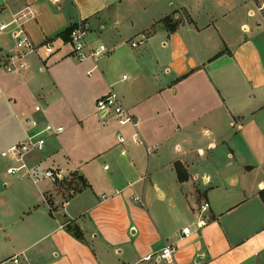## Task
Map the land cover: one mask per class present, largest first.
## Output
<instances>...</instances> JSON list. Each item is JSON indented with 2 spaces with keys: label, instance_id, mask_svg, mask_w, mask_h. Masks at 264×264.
<instances>
[{
  "label": "crops",
  "instance_id": "crops-1",
  "mask_svg": "<svg viewBox=\"0 0 264 264\" xmlns=\"http://www.w3.org/2000/svg\"><path fill=\"white\" fill-rule=\"evenodd\" d=\"M124 1L125 12L113 9ZM22 9L25 17L0 30V99L20 128L12 139L26 137L22 117L35 114L36 102L43 101L39 116L66 132L73 124L48 111L54 95L66 99L67 111L68 100L93 92V84L99 87L95 100L113 84L144 143L133 142L131 125L100 115L98 124L83 128L90 137L86 148L74 137L61 141L64 132L50 137L43 152L28 156L30 167L40 175L73 171L84 184L64 197L50 180L18 174L32 180L39 203H27L18 215L7 201L0 204V261L20 254L22 264H60L51 236L70 222L88 238L114 244L120 232L126 237L130 231L135 240L143 235L146 253L135 257L128 247L131 261L117 264H169L143 260L167 242L177 244L175 264H264V51L257 42L264 0H0V23ZM165 17L178 24L175 31H168ZM80 21L90 27L91 44L110 50L97 62H79L59 36ZM20 28L35 44L51 40L56 52L26 55V66L9 72L4 67L16 56ZM117 67L118 77L112 75ZM82 74L89 83L81 84ZM74 124L78 134L82 126ZM117 130L127 137L123 144ZM176 162L187 180H179ZM148 196L165 206L145 212ZM205 202L209 207L202 210ZM136 216L143 218L142 233ZM187 226L192 232L182 236Z\"/></svg>",
  "mask_w": 264,
  "mask_h": 264
},
{
  "label": "rangeland",
  "instance_id": "rangeland-1",
  "mask_svg": "<svg viewBox=\"0 0 264 264\" xmlns=\"http://www.w3.org/2000/svg\"><path fill=\"white\" fill-rule=\"evenodd\" d=\"M128 2L124 1L123 3H117L115 2L113 9L120 7L121 12H125L127 10ZM132 5V4H130ZM132 6L138 7V3L133 4ZM122 27V26H121ZM112 35H117L116 29H112L111 31ZM51 41V40H50ZM258 44L264 51V32L261 33L257 40ZM126 49V48H124ZM80 62V61H79ZM121 74V68L117 67L113 70L112 75H115L118 77V75ZM89 78V77H87ZM86 76H81V84H87L89 83L90 79H87ZM96 87H98L97 84H93L94 91L88 92L82 97H73L71 100H68V102L71 103V105H68L67 111L63 110L64 103L66 102V99L59 97L58 95H54V97L50 101L49 106V113L57 120H61L69 124H73L74 127H68L66 132H64L59 139L62 141L63 138H75L70 139L74 141L75 145L79 147V149L86 148L90 144V137H85L83 135L84 129L86 126H92L95 124H98V112L96 109V97L97 92H99ZM99 88V87H98ZM29 98L25 100V105H27L29 102ZM47 100V99H46ZM36 101V100H35ZM43 103V101H41ZM45 102V100H44ZM19 103V102H18ZM52 111L54 113H52ZM14 113H12V110L9 109V107L6 106V104L3 101V98L0 99V152L3 148L7 147L6 145H9V143L16 141L17 139H12L13 137H17L20 132V128L16 122L15 117L13 116ZM82 119V120H81ZM78 123L79 126H82L77 130L78 134L73 130L75 128V124ZM70 128V129H69ZM69 140V141H70ZM37 154V153H36ZM34 158H38V156H34ZM10 164L9 159L3 158L0 156V204L2 202L9 203L16 215L21 213L27 203L32 202H38V194L37 188L33 184L32 180L30 178H20L17 175H7L6 166ZM63 179L58 183H52L55 188L58 189V191L63 194L64 197H67L72 189H80L84 182L79 177L76 172H65ZM8 182V185L5 187L4 182ZM33 186L34 189L27 190ZM30 191V192H29ZM161 200V199H159ZM159 200L154 199L152 196H148L147 199V206L142 207V209L148 210L150 209H162L165 204L160 203ZM49 201V200H48ZM39 203V202H38ZM60 204V203H58ZM51 205V204H50ZM59 206V205H57ZM56 206V207H57ZM53 209H59L60 207H55L54 202L51 206ZM51 208V209H52ZM149 212V211H148ZM147 212V213H148ZM138 226L142 233V223L143 218L141 216H136V220L134 221ZM181 223V221H179ZM72 223H66L64 226H69ZM31 225L29 226V228ZM33 227H31L32 229ZM81 228V227H80ZM39 226L36 227V235L39 234L37 231H39ZM82 230V233L84 234V238L80 239L77 238L76 235L70 230L61 229V232L63 233H55L51 236V241L54 243V245L59 249H56L54 253L60 254L59 260H61L60 264H117L118 261L128 263L131 260L129 259V253H128V247H131L134 249V251L131 249L133 256H142L145 251V247L147 245L146 241L141 248L144 240V236L141 235L137 240L135 238L133 239L132 234L129 231V236H124L123 233L120 232V234L117 236L119 240L121 241L119 244H114L112 240L106 239L104 237H99L94 240L92 238H88V236L85 234V230ZM129 230V229H128ZM135 245V246H134ZM87 247L89 251L91 252V255L85 254L82 248ZM117 249L121 250L119 253Z\"/></svg>",
  "mask_w": 264,
  "mask_h": 264
},
{
  "label": "built area",
  "instance_id": "built-area-1",
  "mask_svg": "<svg viewBox=\"0 0 264 264\" xmlns=\"http://www.w3.org/2000/svg\"><path fill=\"white\" fill-rule=\"evenodd\" d=\"M51 1L54 3H60L62 0ZM24 11L26 10L22 9L15 13L12 20L9 22L2 21L0 23V30L6 29L9 25L17 23L20 19L25 17L27 13ZM19 30L20 34L17 35L16 38V45L18 48L16 56L9 58L8 63L4 67L9 72L24 68L26 64L25 61H23V58L26 55L43 51L45 56L49 57L56 52V48L52 41L48 40L41 44H35L28 35L23 33V29L20 28ZM89 30V25L84 21H80L73 27L70 33L69 44L72 48L71 53L80 62L85 60H93L97 62L110 51L105 43L91 44L88 40ZM131 44L132 46H137L138 42L133 40ZM127 78L128 76L124 74L123 79L125 80ZM96 109L100 117H112L120 127H124L128 124L131 125L134 128L132 136L133 142L137 145L144 143L138 130V122L125 107L120 94L113 89V84L111 85V90L107 94L96 100ZM33 111L35 114L24 115L22 117V122L27 129L26 137L22 140L11 143L2 149L0 156L7 158L10 161V165L6 168V172L9 175L22 174L23 176L32 177L35 182H38L41 179H48L53 183H58L65 176L62 171L45 169L40 175L35 169L33 170V168L30 167L27 158L31 153L43 152L46 149L48 139L62 134L65 127L62 124L44 120L39 116L40 113L44 112V107L41 102L38 101L34 104ZM116 136L120 144H123L127 139L122 130H117ZM153 149L154 148L151 146H146L148 153H151ZM134 198L136 200L140 199L138 196H135ZM67 203L68 201L64 202V205ZM208 207V202H205L201 206L202 210H206ZM191 232V228L187 226L182 229L181 234L182 236H188ZM177 250L178 247L176 243L167 242L161 249L146 255L143 260L148 261L156 258L157 260H163L169 264H175V253ZM0 264H22V257L20 254H14L0 261Z\"/></svg>",
  "mask_w": 264,
  "mask_h": 264
},
{
  "label": "trees",
  "instance_id": "trees-1",
  "mask_svg": "<svg viewBox=\"0 0 264 264\" xmlns=\"http://www.w3.org/2000/svg\"><path fill=\"white\" fill-rule=\"evenodd\" d=\"M163 22L166 26V28L168 29V31L173 32L177 29L178 24L173 22V20L170 17H165L163 19ZM75 25L67 28L66 30H64L63 32H61L59 34V36L64 39L65 42H69L70 41V33L73 29ZM221 53V52H220ZM175 168L178 174V178L180 181H185L188 179V173L185 169V167L183 166V164L181 162H176L175 163ZM72 190H77V189H72ZM260 195L262 196V198L264 199V190L260 191ZM67 229L72 231L74 233V235H76L77 238L83 239L84 235L82 233L81 228L76 225V224H71L69 226H67Z\"/></svg>",
  "mask_w": 264,
  "mask_h": 264
}]
</instances>
